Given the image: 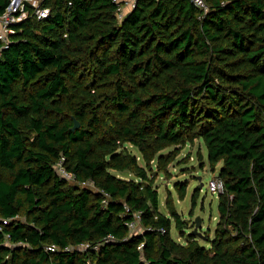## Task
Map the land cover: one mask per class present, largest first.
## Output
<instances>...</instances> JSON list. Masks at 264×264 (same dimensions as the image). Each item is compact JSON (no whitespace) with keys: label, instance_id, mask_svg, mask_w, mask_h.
<instances>
[{"label":"trees","instance_id":"trees-1","mask_svg":"<svg viewBox=\"0 0 264 264\" xmlns=\"http://www.w3.org/2000/svg\"><path fill=\"white\" fill-rule=\"evenodd\" d=\"M205 1L208 12L136 0L120 20L113 0H43L47 19L13 27L0 57V264H264V0ZM197 140L225 191L213 236L181 244L172 218L186 223L171 197L160 211L155 182ZM187 188L175 184L182 199Z\"/></svg>","mask_w":264,"mask_h":264},{"label":"rangeland","instance_id":"rangeland-1","mask_svg":"<svg viewBox=\"0 0 264 264\" xmlns=\"http://www.w3.org/2000/svg\"><path fill=\"white\" fill-rule=\"evenodd\" d=\"M130 9L131 5L126 6L125 12L127 13ZM136 154L138 155L137 152ZM220 167L221 165H218L215 172L210 169L206 146L197 140L193 145L187 144L181 150L180 155L170 167L171 176L158 175L155 183L159 187L160 211L168 214L166 200L171 197L180 218L186 223L181 231L177 228L175 219L172 218L171 236L176 242L185 244L189 240L197 218L202 219V232L213 236L219 215V195L210 192L209 183L218 176ZM119 176L129 178V174ZM185 181H187L188 188L185 198L182 199L175 190V184ZM201 184L203 187L199 192L196 206L193 207V194ZM200 242L205 247H209L206 241L200 240ZM6 244L10 245L8 242Z\"/></svg>","mask_w":264,"mask_h":264},{"label":"built area","instance_id":"built-area-1","mask_svg":"<svg viewBox=\"0 0 264 264\" xmlns=\"http://www.w3.org/2000/svg\"><path fill=\"white\" fill-rule=\"evenodd\" d=\"M43 0H11L9 6L3 13H0V57L4 50H6L11 43V35L15 32L13 27L23 23L25 20L30 18H36L37 20L47 19L50 15V9L41 8V2ZM136 0H113L118 6V18L121 20L125 15V8L131 5V9L134 6ZM198 9L208 12L209 6L205 0H190ZM30 5L33 9L32 12L27 8ZM130 9V10H131ZM129 10V11H130ZM128 11V12H129ZM63 160L56 166V169L60 176L70 182H76L74 176L69 173L63 166ZM79 183V182H78ZM84 187L93 188V184L89 182L80 183ZM209 190L212 194L220 195L225 191L224 181L220 177H214L209 183ZM139 219V216L136 215ZM6 224L7 222L4 221ZM131 231L137 228V222L134 221L129 224ZM106 242H113L112 236H110ZM86 245L85 247H87ZM84 247V246H83ZM81 247V248H83ZM143 247L140 246L141 249ZM49 250H55L54 247H48Z\"/></svg>","mask_w":264,"mask_h":264},{"label":"water","instance_id":"water-1","mask_svg":"<svg viewBox=\"0 0 264 264\" xmlns=\"http://www.w3.org/2000/svg\"><path fill=\"white\" fill-rule=\"evenodd\" d=\"M79 128H80L79 122L75 121V125L72 128V131H76ZM202 187H203V184H201L200 188L202 189ZM190 235H192L194 237H199V238H202V239L205 237L203 232H202V219H200V218L196 219L195 225L192 228Z\"/></svg>","mask_w":264,"mask_h":264}]
</instances>
